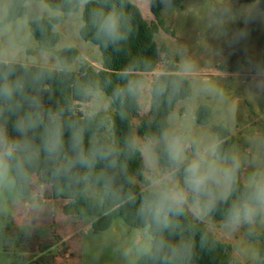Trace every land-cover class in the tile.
I'll return each mask as SVG.
<instances>
[{
	"label": "clouds",
	"instance_id": "9594fccd",
	"mask_svg": "<svg viewBox=\"0 0 264 264\" xmlns=\"http://www.w3.org/2000/svg\"><path fill=\"white\" fill-rule=\"evenodd\" d=\"M157 2L165 13L174 7L148 0ZM262 5L215 0L205 17L210 53L222 55L209 40L228 37L231 25L243 24L232 40L245 39L251 23L264 21ZM128 8V0H0V218L19 211L31 230L61 201L90 213L85 220L131 208L136 229L118 248L123 264H194L197 243L210 245L196 226L217 212L228 235L243 229L255 238L264 230V131L242 148L180 121L173 104L190 89L186 102L225 99L193 78L200 65L189 54L159 73L140 56L112 74L90 73L67 32L101 53H124L134 33ZM249 70V91L264 93V63ZM161 108L167 114L154 130L131 125L133 112ZM118 121L129 122L123 134ZM241 259L264 264L259 249Z\"/></svg>",
	"mask_w": 264,
	"mask_h": 264
},
{
	"label": "rangeland",
	"instance_id": "374dc122",
	"mask_svg": "<svg viewBox=\"0 0 264 264\" xmlns=\"http://www.w3.org/2000/svg\"><path fill=\"white\" fill-rule=\"evenodd\" d=\"M139 6L143 17L150 23L156 19L151 12L148 0H131ZM249 0H237L238 4ZM174 7L165 13L161 9L160 18L167 31L160 30L156 41L162 50L161 63L154 71L171 60H178L181 54H189L192 62H198L200 71L193 77L197 81H207L218 89L225 98L223 102L210 96H200L192 102L180 101L175 111L180 114V121L187 122L197 134L216 135L215 128L223 125L229 129L234 140L242 148L247 147V138L256 131H264V93L259 95L249 91L252 73L250 63H263L264 56V21H254L248 26V36L239 41L232 40V33L243 27L242 23L231 25L229 35L221 40H209L222 55L214 57L208 50L206 13L215 0H173ZM67 39L73 47L82 49V56L94 68L102 66V55L93 45L85 41L73 40L67 32ZM95 57V59H93ZM193 95L195 89H192ZM207 105L211 109V119L205 125L196 121L197 109ZM150 109L141 112L147 116ZM137 124V120L134 121ZM64 201L55 204L50 213L33 223L31 230L24 229V218L18 211L8 219L0 218V230L5 221L12 222L20 232L19 242L27 244V259H34L36 264H123L118 248L131 241L135 229L117 219L112 227L100 234L92 232V221L67 217L62 212ZM214 237L231 247L233 264H249L241 259V253L249 255L258 249L260 241L246 235L241 229L235 236L223 232L220 222L208 221L205 224ZM260 231L259 234L263 233ZM23 246V245H22Z\"/></svg>",
	"mask_w": 264,
	"mask_h": 264
},
{
	"label": "trees",
	"instance_id": "16d2710c",
	"mask_svg": "<svg viewBox=\"0 0 264 264\" xmlns=\"http://www.w3.org/2000/svg\"><path fill=\"white\" fill-rule=\"evenodd\" d=\"M52 3H57L58 0H51ZM129 8L127 9L130 13H134V33L130 38L128 45V50L124 53H101L102 55V66L100 69L94 68L91 64L89 65V72L93 70L101 74H112L116 70L123 68L128 60L133 56L147 57L150 62H152L155 67V71L161 63L162 50L156 41V34L160 30L167 31L164 25V21L160 18V13L162 5L160 3H155L151 5V12L154 15L156 22H148L141 12L138 5L128 0ZM264 6V5H262ZM136 9H139L136 12ZM39 38V34H37ZM79 55V51L76 52ZM105 57L107 59L105 60ZM171 60L170 62H172ZM169 62V63H170ZM264 63V56H263ZM113 79L115 77L113 76ZM193 91L190 89L184 96L174 102L173 108L183 100L185 97L192 96ZM167 114V110L161 108L159 111L150 110L147 116H142L140 113H132L130 123L133 126L138 127L140 132H144L148 129H155L162 118ZM211 109L207 105H202L197 109L196 121L200 125H205L211 119ZM137 120V124L134 121ZM118 132L123 134L127 131L129 127V122L118 121ZM11 131V129H10ZM215 133L218 136L225 138L228 143H234L231 133L228 128L223 125H219L215 128ZM139 160L137 159L134 164H132L133 170L139 167ZM62 205L61 209L65 216L73 217L78 219H84V215L90 213L82 214L78 208H74L68 205L67 201ZM92 218V232L94 234H100L102 232L108 231L117 219H121L128 227L136 229V221L133 216L131 208H121L119 210H109V211H97L91 214ZM214 222L221 221V215L217 212L214 215ZM4 228L0 230V264H36L34 259H27L29 253L27 244H20L19 236L20 232L16 231V227L12 222L5 221ZM201 230H206L210 240V245L208 247H200L197 243L196 255L194 259V264H233L231 247L219 240H217L208 227L205 224H200L196 226ZM260 241L259 250L264 254V232L259 234L256 238Z\"/></svg>",
	"mask_w": 264,
	"mask_h": 264
}]
</instances>
